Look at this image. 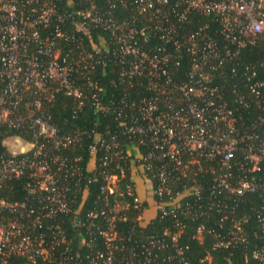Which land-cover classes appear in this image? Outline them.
I'll list each match as a JSON object with an SVG mask.
<instances>
[{"label": "built area", "instance_id": "obj_1", "mask_svg": "<svg viewBox=\"0 0 264 264\" xmlns=\"http://www.w3.org/2000/svg\"><path fill=\"white\" fill-rule=\"evenodd\" d=\"M62 1L0 0V135L21 131L29 139L8 137L3 144L10 155L0 151V264L13 257L32 264H190L187 247L178 244L181 218L189 217L200 220L194 239L202 241L206 231L212 251H228L221 263L207 253L199 264H232V251L251 245L245 214L237 215V207L246 195L264 191V0H81L83 10L76 13L81 21L72 23L77 32L89 39L86 26H93L106 34L90 49L82 36L62 28L75 15L59 12ZM193 14L206 22L176 40L179 26ZM210 20L217 24L214 32ZM154 38L159 43L149 47ZM170 43L188 54L185 81L172 78L179 63L172 62ZM258 46L263 57L243 68V89H234L232 102L257 112L247 124L229 108L214 77L242 50ZM106 63L117 68L122 82L141 85V80L148 95L126 92L104 100L97 82L88 79L85 88L77 83L79 75ZM27 91L32 99L21 109ZM59 92L72 99L75 113L88 105L112 115L119 135L60 133L45 110ZM84 135L96 141L83 170L81 157L68 159L63 151ZM98 148L103 156L96 167ZM111 162L115 167L104 169ZM127 170L130 181L121 190ZM204 172L212 176L205 195L196 182ZM136 176L142 178L141 189ZM20 180L24 198L10 200L4 189ZM82 180L99 181L103 202L84 220L71 209ZM130 206L137 214L125 230ZM149 208L154 213L148 217ZM215 214L219 231L206 230ZM69 215L74 227L85 230L74 248L60 225ZM254 217L261 242L244 253V260L264 264V213ZM157 218H168L160 233L134 231ZM93 234L100 242L94 243Z\"/></svg>", "mask_w": 264, "mask_h": 264}, {"label": "trees", "instance_id": "obj_2", "mask_svg": "<svg viewBox=\"0 0 264 264\" xmlns=\"http://www.w3.org/2000/svg\"><path fill=\"white\" fill-rule=\"evenodd\" d=\"M84 2L81 0H63L60 4H58L57 9L59 12L69 11L71 13H75L74 20L65 22L62 25V28L65 27V30L74 34L76 36H82L84 39V46L87 49H90L92 45H97L99 42V38L103 40L106 39V34L93 26H86L89 30V39L83 35L82 32H77L75 25L72 23L80 22L81 18L77 16V12L79 10H83ZM126 12L119 13L120 16L126 15ZM130 14V13H129ZM205 19H201L197 15H192L191 18L183 22L182 25L179 26L176 33V40L181 41V38L187 33H192L199 27L202 23L206 22ZM204 21V22H203ZM210 25L209 31L214 32L216 30V22L210 20L208 22ZM52 31V28L47 30V33ZM218 39V36L215 34H210ZM71 43V42H69ZM159 41L157 39H152L151 43H149V47H153L157 45ZM64 49H69L73 51L71 44L62 43ZM170 43L169 51L172 54V62H178L179 64L176 67H172V78L176 81H185L187 78V74L190 70V62L187 52L184 49L176 51ZM263 57L262 50L260 47L254 48H246L241 51L240 55L234 60L228 62L225 67H223L218 73L217 76L214 77V84L218 86L222 92L223 97L228 102L229 108H232L235 112L236 116H242L245 120L244 123L250 122V120L256 119L257 112H253L250 109H245L236 104H232L235 98L234 89H239L242 91L244 83V78L241 76L243 68L249 63H256ZM232 69L235 70V74L232 73ZM260 71V70H259ZM260 75L264 76V70L260 71ZM90 79L93 82H97L99 86L102 87V97L104 100H116L123 93H132V95H136V97L148 95L146 93L144 87H142V81L139 80L141 85H137L134 82V85H129L126 82H122L119 77V71L117 68L111 63H106V65H98L91 73L82 76L79 75L77 77V83L81 85L82 88H85L87 80ZM21 109L24 107L25 103H28L32 99L31 92H24L22 95ZM45 110L49 112L52 117L53 124L59 129L60 133H76L79 131H93L98 134H102L104 137L109 138V136L119 135L120 126L119 121L115 120L112 115L103 114L101 112H97L93 107L85 105L81 110L75 113V105L71 98L63 95L61 92L55 94L54 99L49 102L48 105L45 106ZM21 137L29 140L25 137L24 132L21 131H9L2 130L0 135V151L10 155L7 148L4 146L3 141L8 137ZM84 135L81 141L74 146H71L63 151V154L68 159H73L77 157H81L82 162L79 164L80 167L84 170L87 165L91 163L92 156L89 154V147L95 144L96 139L92 137ZM108 136V137H107ZM117 138V137H116ZM118 140L122 142L127 140L126 137L118 136ZM103 156V150L98 148L96 154L94 155V164L96 167L101 165L100 159ZM122 165V164H121ZM115 163L111 162L107 165V168H114ZM264 171V166L262 172ZM118 173V171H116ZM264 177V173H263ZM264 180V179H263ZM130 181V172L127 170L124 172L123 178L120 180L119 187L122 190L124 183H128ZM197 185L201 187L203 195L207 193L209 186L212 184V176L209 172L200 173L196 177ZM24 182L16 181L11 183L6 189L11 197L10 200H22L24 198V192L22 191ZM99 181H92L90 183L87 180H82L80 182V192H76V199L71 204V209L76 210L78 218L84 220L85 213L89 212L94 207H101L103 202L101 201L102 194L99 192ZM73 193L70 194V197L75 195ZM129 201V200H126ZM242 202L237 207V215L245 214V234L251 240V245L246 249H236L231 256L232 264H252L251 259L248 257V262L244 260V253L246 252L249 255V249L253 245H258L261 242V232L258 228V223L255 220V214L264 213V191H257L253 194H248L241 200ZM129 214V223L124 224L125 230L131 228L130 223L132 218L137 214V211L130 206L127 210ZM70 219H74L72 215L63 217L60 220L61 229L66 233L68 239H73V244L71 247L74 248L78 246L76 244L77 239L85 236V230L83 228L74 227L70 223ZM218 215L211 216L209 222L206 223V230H214L219 231L218 229ZM181 221L184 225L183 233L181 234V238L178 241V244L183 247H187L185 251V257L190 264H199V261L207 254L212 258V261L215 263H221L223 258L227 256L228 251H212L211 244L213 242L212 235L204 231L202 235V241H198L193 238L195 229L198 226L200 220H194L193 218H185ZM168 222V218L159 219L153 221L152 224L148 223L142 227H137L134 231L138 229L143 230V235H147L150 233H160L163 225ZM56 223L55 220L49 222L48 224ZM228 225V222L225 223ZM224 225V226H225ZM139 235V233H136ZM140 235V238L143 237ZM94 241L100 242L99 237L96 234H93L91 237ZM82 251L85 249L82 247ZM9 264H32L30 260L24 257H13L9 259Z\"/></svg>", "mask_w": 264, "mask_h": 264}, {"label": "crops", "instance_id": "obj_3", "mask_svg": "<svg viewBox=\"0 0 264 264\" xmlns=\"http://www.w3.org/2000/svg\"><path fill=\"white\" fill-rule=\"evenodd\" d=\"M135 179L137 180L138 184H139V187L140 189L142 188L141 187V182H142V178L139 177V176H136ZM141 192V196L142 197H145L146 193H143L142 190H140ZM154 213L153 209L152 208H149L147 211H146V215L149 217V216H152Z\"/></svg>", "mask_w": 264, "mask_h": 264}]
</instances>
